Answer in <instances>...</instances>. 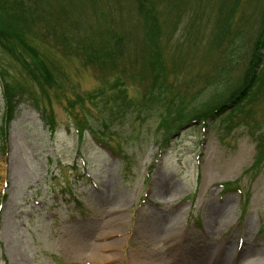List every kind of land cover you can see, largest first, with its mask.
I'll use <instances>...</instances> for the list:
<instances>
[{
    "label": "rangeland",
    "instance_id": "374dc122",
    "mask_svg": "<svg viewBox=\"0 0 264 264\" xmlns=\"http://www.w3.org/2000/svg\"><path fill=\"white\" fill-rule=\"evenodd\" d=\"M225 1L173 4L183 12L162 38L171 84L188 99L206 85V75L214 76L226 64L221 51L209 48ZM36 2L41 35L32 44L47 57L59 83L43 90L13 50L0 43L2 75L27 91L0 142V264L259 260L264 255V158L258 163L264 91L232 127L217 116L206 129L204 123L195 124L166 138L153 114L147 122L133 124L126 117L118 127L103 128L101 105L88 97L107 87L120 68L134 67L131 62L144 52L135 1ZM263 6L264 0H244L236 15L250 47ZM1 24L13 33L5 18L0 17ZM65 29L94 39L109 36L108 29L123 32V52L115 64L97 71L81 54L54 42L56 31ZM246 60L234 65L232 81L244 74ZM125 80L128 94L139 100L140 82ZM3 93L0 77V126ZM43 113L52 117L51 126ZM105 243L115 247H99ZM102 256L112 258L99 262Z\"/></svg>",
    "mask_w": 264,
    "mask_h": 264
},
{
    "label": "trees",
    "instance_id": "16d2710c",
    "mask_svg": "<svg viewBox=\"0 0 264 264\" xmlns=\"http://www.w3.org/2000/svg\"><path fill=\"white\" fill-rule=\"evenodd\" d=\"M134 1L133 14L136 13L141 22L144 52L131 62L130 65L135 64L134 67L120 68L107 87L97 88L88 97L94 104L101 105L104 114L103 128L118 127L126 117L133 124L140 120L147 122L154 114L158 131L167 134V137L194 119L203 118L207 121L209 117L216 120L217 116H221L223 122L231 126L240 115L247 117V107L257 101L264 91V6L259 13L261 27L250 47L248 33L241 29L242 25L236 23V15L244 0H226L219 5L220 16L212 31L209 48L214 52L221 51L226 64L220 66L214 76L206 75V85L188 99L179 90L175 91L171 84L162 38L165 28L175 25L180 18L182 7L173 8L177 0ZM38 9L36 0H0V17L5 18L13 27L12 33L3 24L0 25V43L13 50L24 70L44 90L45 87L58 84L59 79L47 57L32 44V39L41 35L37 24L40 22ZM105 32L109 36L102 35L101 38L94 39L89 36L78 37L67 29L58 30L53 40L63 50L81 54L87 65H96L97 71H100L116 63L124 46L123 32L110 29ZM245 57L247 60L244 74L232 81L234 65H241L243 62L240 63V60ZM0 75L6 102L5 123L0 127V140H4L7 133L5 125L14 119L27 91L13 85L1 73ZM125 78L132 79L133 83L140 82L143 93L139 100L128 94ZM75 101L80 102L79 99ZM229 103L232 104L230 110ZM190 109L193 111L190 112ZM43 115L48 126H51L52 117L44 113ZM258 146L262 152L258 160L260 164L264 158V133L259 136Z\"/></svg>",
    "mask_w": 264,
    "mask_h": 264
},
{
    "label": "bare ground",
    "instance_id": "6f19581e",
    "mask_svg": "<svg viewBox=\"0 0 264 264\" xmlns=\"http://www.w3.org/2000/svg\"><path fill=\"white\" fill-rule=\"evenodd\" d=\"M104 245H106V248H110V247H115V246H111V243L109 244V243H105V244H99V247L100 246H104ZM262 256V257H261ZM259 258V260H255L254 258H252L251 260H250V262L249 263H251V264H253V263H256V264H261L263 261H264V255H261ZM257 257V258H258ZM101 259H98L99 260V262H105V261H107V260H109L110 258H112L111 256H102V257H100ZM253 262V263H252Z\"/></svg>",
    "mask_w": 264,
    "mask_h": 264
}]
</instances>
